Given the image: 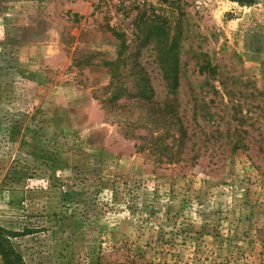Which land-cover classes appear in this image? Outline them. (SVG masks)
I'll list each match as a JSON object with an SVG mask.
<instances>
[{"label":"rangeland","instance_id":"374dc122","mask_svg":"<svg viewBox=\"0 0 264 264\" xmlns=\"http://www.w3.org/2000/svg\"><path fill=\"white\" fill-rule=\"evenodd\" d=\"M158 52L179 117L209 113L172 164L140 103L102 104L139 54L163 105ZM0 226L26 264H264V0H0Z\"/></svg>","mask_w":264,"mask_h":264},{"label":"trees","instance_id":"16d2710c","mask_svg":"<svg viewBox=\"0 0 264 264\" xmlns=\"http://www.w3.org/2000/svg\"><path fill=\"white\" fill-rule=\"evenodd\" d=\"M239 3L241 6H248L253 3V0H232ZM166 42V41H165ZM134 57L133 65L128 71L131 78V84H128V78L124 79L125 74L117 69L112 76V82L107 87L108 98L102 100L104 107L117 106L121 100H135L144 107L146 113L155 120L152 124L157 125L154 132L147 137L141 138V143L138 146L141 152H147L153 156L157 162L161 163H177L182 160V156L189 150L188 144L194 142L199 135H194L195 130L199 125V110L207 113V103L204 102L202 107L195 103L193 110L194 116L188 123L179 117V86L181 77L180 58L178 55H171L169 52L156 55L157 63L160 67V72L167 89L168 100L163 105L156 102V94L154 87L151 84L150 75L139 64V54L126 55L119 60L127 61ZM202 60V61H201ZM200 72L216 75V67H212L208 56L202 54L200 59ZM227 93V86L221 83ZM208 115H203L201 119L207 121ZM203 131V127H201ZM204 132V131H203ZM201 132V133H203ZM12 232L0 226V257L4 264H26L23 256L16 251L12 244Z\"/></svg>","mask_w":264,"mask_h":264},{"label":"built area","instance_id":"2783aa9c","mask_svg":"<svg viewBox=\"0 0 264 264\" xmlns=\"http://www.w3.org/2000/svg\"><path fill=\"white\" fill-rule=\"evenodd\" d=\"M124 1L130 2V3L131 2L136 3L138 6H143L151 2V0H124Z\"/></svg>","mask_w":264,"mask_h":264}]
</instances>
